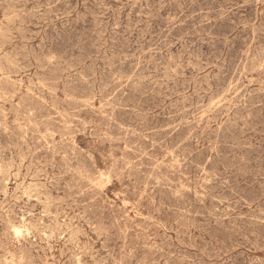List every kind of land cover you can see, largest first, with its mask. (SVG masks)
Returning <instances> with one entry per match:
<instances>
[{
  "label": "rangeland",
  "instance_id": "374dc122",
  "mask_svg": "<svg viewBox=\"0 0 264 264\" xmlns=\"http://www.w3.org/2000/svg\"><path fill=\"white\" fill-rule=\"evenodd\" d=\"M0 42V264H264V0H0Z\"/></svg>",
  "mask_w": 264,
  "mask_h": 264
},
{
  "label": "bare ground",
  "instance_id": "6f19581e",
  "mask_svg": "<svg viewBox=\"0 0 264 264\" xmlns=\"http://www.w3.org/2000/svg\"><path fill=\"white\" fill-rule=\"evenodd\" d=\"M5 1V0H4ZM7 2H11V1H6V3ZM16 3V2H15ZM12 5V4H11ZM7 6V5H6ZM11 7V6H10ZM14 7V6H13ZM8 9V8H7ZM10 9H12V8H10ZM3 11V10H2ZM12 11V10H11ZM19 11V10H18ZM20 12V11H19ZM5 13V12H4ZM7 13V12H6ZM5 13V14H6ZM18 13V12H17ZM12 15H15L14 13L12 14ZM2 17V16H1ZM11 17V16H10ZM21 17V16H20ZM2 20H3V18H1ZM5 19V21H6V17L4 18ZM8 19V18H7ZM10 20V19H9ZM8 21V20H7ZM15 21V20H14ZM11 22H13V21H10V23ZM22 22V21H21ZM8 23V22H7ZM22 25V24H21ZM7 26H9V25H7ZM22 27V26H21ZM7 28V27H6ZM18 30V29H17ZM56 30V29H55ZM20 31V30H19ZM6 31H4V33H5ZM8 32H9V29H8ZM23 32V31H22ZM7 33V32H6ZM5 33V34H6ZM19 34V33H18ZM3 35V34H2ZM4 36V35H3ZM9 36H10V34H9ZM21 36H22V34H21ZM23 36H24V34H23ZM13 37V36H12ZM15 38V37H14ZM9 39V38H8ZM3 40V39H2ZM18 41V40H17ZM15 42V41H14ZM0 43H2V42H0ZM51 43V42H50ZM12 45V44H11ZM18 45H19V43H18ZM2 47V46H1ZM13 49V48H12ZM254 50V49H253ZM18 51V50H17ZM20 51V50H19ZM177 51V50H176ZM11 52V51H10ZM182 52V51H181ZM251 52V51H250ZM261 53V52H260ZM260 53H259V55H260ZM4 54V53H3ZM2 54V55H3ZM10 54V53H9ZM12 54V53H11ZM22 54V53H21ZM258 54V53H257ZM14 55V54H13ZM242 55H244V54H242ZM250 55V54H249ZM9 56V55H8ZM24 56V55H23ZM183 56V55H182ZM251 56V55H250ZM4 57V56H3ZM13 57V56H12ZM181 57V56H180ZM201 57V56H200ZM259 57V56H258ZM22 58V57H21ZM182 58V57H181ZM195 58V57H194ZM245 58V57H244ZM250 58V57H249ZM20 59V58H19ZM24 59V58H23ZM28 59V58H27ZM26 59V60H27ZM54 59V58H53ZM178 59V58H177ZM245 59H247V58H245ZM252 59V58H251ZM51 60V59H50ZM180 60V59H179ZM197 60V59H196ZM244 60V59H243ZM257 60V59H256ZM259 60V59H258ZM6 61V60H5ZM12 61V60H11ZM56 61V60H55ZM247 61V60H246ZM14 62V61H13ZM58 62V61H57ZM197 62V61H196ZM199 62V61H198ZM212 62V61H211ZM248 62V61H247ZM254 62H256V61H254ZM15 63V62H14ZM30 63V62H29ZM48 63V62H47ZM51 63V62H50ZM54 63V62H53ZM142 63V62H141ZM214 63V62H213ZM2 64V63H1ZM4 64V63H3ZM9 64V63H8ZM17 64V63H16ZM22 64V63H21ZM145 64V63H144ZM191 64V63H190ZM195 64V63H194ZM197 64V63H196ZM45 65V64H44ZM50 65V64H49ZM215 65V64H214ZM259 65V64H258ZM28 66H29V64H28ZM27 66V67H28ZM147 66V65H146ZM246 66V65H245ZM260 66V65H259ZM6 67V66H5ZM11 67V66H10ZM14 67V66H13ZM18 67V66H17ZM42 67V66H41ZM159 67V66H158ZM171 67V66H170ZM15 68V67H14ZM24 68V67H23ZM173 68V67H172ZM176 68V67H175ZM193 68V67H192ZM249 68V67H248ZM9 69V68H8ZM12 69V68H11ZM19 69H21V68H19ZM26 69V68H25ZM39 69H41V68H39ZM43 69V68H42ZM194 69V68H193ZM251 69V68H250ZM261 69V68H260ZM149 71H150V67H149V69H148ZM170 70V69H169ZM237 70V69H236ZM6 71V70H5ZM22 71V70H21ZM113 70H111V72H112ZM120 71H122V70H120ZM147 71V70H146ZM200 71V70H199ZM259 71V70H258ZM25 72V71H24ZM41 72V71H40ZM105 72H106V70H105ZM151 72H153V71H151ZM162 72V71H161ZM160 72V73H161ZM179 72V71H178ZM195 72V71H194ZM155 73V72H154ZM168 73H169V71H168ZM241 73V72H240ZM255 73V72H254ZM253 73V74H254ZM190 74H192V73H190ZM252 74V73H251ZM13 75V74H12ZM24 75V74H23ZM28 75V74H27ZM111 75H112V73H111ZM153 75V74H152ZM157 75V74H156ZM158 75H160V74H158ZM162 75V74H161ZM170 75V74H169ZM182 75V74H181ZM236 75V74H235ZM22 76V75H21ZM46 76V75H45ZM116 76V75H115ZM147 76H149V75H147ZM241 76V75H240ZM1 77V76H0ZM164 77V76H163ZM171 77V76H170ZM219 77V76H218ZM50 78V77H49ZM107 78V77H106ZM150 78V77H149ZM220 78V77H219ZM257 78V77H256ZM259 78V77H258ZM43 79V78H42ZM173 79H176V78H174L173 77ZM197 79V78H196ZM238 79V78H237ZM236 79V80H237ZM45 80V79H44ZM56 80V79H55ZM83 80V79H82ZM125 80V79H124ZM129 80V79H128ZM198 80V79H197ZM255 80V79H254ZM2 81V80H1ZM5 81V80H4ZM9 81V80H8ZM41 81V80H40ZM48 81H49V79H48ZM180 81V80H179ZM182 81V80H181ZM10 82V81H9ZM55 82V81H54ZM65 82V81H64ZM116 82V81H115ZM125 82V81H124ZM124 82H122V83H124ZM128 82V81H127ZM158 82V81H157ZM167 82V81H166ZM197 82V81H196ZM238 82V81H237ZM42 83V82H41ZM44 83H46V82H44ZM138 83V82H137ZM147 83V82H146ZM168 83V82H167ZM10 84V83H9ZM16 84V83H15ZM51 84V83H50ZM70 85H72L71 83H69ZM87 84V83H86ZM114 84V83H113ZM136 84V83H135ZM165 84V83H164ZM163 84V85H164ZM179 84V83H178ZM212 84V83H211ZM245 84V83H244ZM252 84V83H251ZM29 85V84H28ZM32 84H30V86H31ZM47 85H48V83H47ZM56 85H57V81H56ZM167 85V84H166ZM172 85H173V83H172ZM205 85V84H204ZM254 85V84H253ZM27 86V85H26ZM39 86V85H38ZM45 86V85H44ZM95 86V85H94ZM116 86V85H115ZM120 86H122V85H120ZM168 86V85H167ZM177 86V85H176ZM230 86V85H229ZM240 86V85H239ZM35 87V86H34ZM33 87V88H34ZM54 87V86H53ZM166 87V86H165ZM40 88V87H39ZM43 88V87H42ZM104 88H106V87H104ZM136 88V87H135ZM231 88V87H230ZM229 88V89H230ZM5 89V88H4ZM15 89H16V87H15ZM21 89V88H20ZM27 89V88H26ZM38 89V88H37ZM50 89V88H49ZM64 89H65V87H64ZM84 89V88H83ZM94 89V88H93ZM124 89V88H123ZM161 89V88H160ZM173 89V88H172ZM182 89V88H181ZM19 90V89H18ZM25 90V89H24ZM30 89H28V91H29ZM43 90H44V88H43ZM56 90V89H55ZM92 90V89H91ZM106 90H108V89H106ZM122 90V89H121ZM126 90V89H125ZM136 90V89H135ZM169 90V89H168ZM199 90V89H198ZM238 90V89H237ZM249 90V89H248ZM259 90V89H258ZM263 90V89H262ZM16 91V90H15ZM14 91V92H15ZM22 91V90H21ZM53 91V90H52ZM57 91V90H56ZM164 91H165V89H164ZM208 91V90H207ZM30 92V91H29ZM28 92V93H29ZM55 92V91H54ZM65 92V91H64ZM90 92V91H89ZM98 92V91H97ZM195 92H197V91H195ZM210 92V91H209ZM208 92V93H209ZM1 93V92H0ZM21 93V92H20ZM70 93V92H69ZM82 93V92H81ZM108 93V92H107ZM125 93V92H124ZM166 93V92H165ZM175 93V92H174ZM205 93V92H204ZM242 93V92H241ZM32 94V93H31ZM47 94V93H46ZM253 94V93H252ZM67 95V94H66ZM84 95V94H83ZM226 95H228V94H226ZM250 95V94H249ZM3 96V95H2ZM20 96V95H19ZM24 96V95H23ZM22 96V97H23ZM31 96V95H30ZM64 96H65V93H64ZM71 96V95H70ZM257 96V95H256ZM36 97V96H35ZM92 97V96H91ZM101 97V96H100ZM207 97V96H206ZM233 97V96H232ZM231 97V98H232ZM238 97V96H237ZM71 98V97H70ZM74 98V97H73ZM88 98V97H87ZM220 98V97H219ZM249 98V97H248ZM252 98V97H251ZM17 99V98H16ZM77 99V98H76ZM84 99V98H83ZM200 99V98H199ZM30 100V99H29ZM28 100V101H29ZM44 100V99H43ZM67 100H68V98H67ZM81 100V99H80ZM226 100V99H225ZM258 100V99H257ZM32 101V100H31ZM37 101H38V99H37ZM84 101V100H83ZM101 101V100H100ZM197 101V100H196ZM218 101V100H217ZM227 101V100H226ZM19 102V101H18ZM85 102V101H84ZM184 102H186V101H184ZM225 102V101H224ZM239 102V101H238ZM49 103V102H48ZM90 103V102H89ZM93 103V102H92ZM113 103V102H112ZM189 103V102H188ZM200 103V102H199ZM223 103V102H222ZM233 103V102H232ZM259 103V102H258ZM13 104H14V102H13ZM61 104V103H60ZM84 104H86V102L84 103ZM110 104V103H109ZM194 104V103H193ZM244 104V103H243ZM242 104V105H243ZM22 105H23V102H22ZM34 105V104H33ZM42 105V104H41ZM92 105V104H91ZM95 105V104H94ZM100 105H102L101 103H100ZM114 105V104H113ZM192 105V104H191ZM205 105V104H204ZM211 105H212V103H211ZM223 105V104H222ZM229 105V104H228ZM44 106V105H43ZM42 106V107H43ZM64 106V105H63ZM87 106V105H86ZM179 106V105H178ZM187 106V105H186ZM202 106V105H201ZM216 106H217V104H216ZM238 106H240V104L238 105ZM21 107V106H20ZM48 107H49V105H48ZM91 107V106H90ZM98 107V106H97ZM100 107V106H99ZM105 107V106H104ZM183 107V106H182ZM207 107H208V105H207ZM241 107V106H240ZM245 107V106H244ZM29 108V107H28ZM33 108V107H32ZM46 108V107H45ZM106 108V107H105ZM104 108V109H105ZM185 108V107H184ZM196 108V107H195ZM242 108V107H241ZM1 109V108H0ZM52 109H53V107H52ZM107 109V108H106ZM105 109V110H106ZM190 109V108H189ZM201 109V108H200ZM221 109V108H220ZM228 109V108H227ZM246 109V108H245ZM3 110V109H2ZM8 110H10V109H8ZM78 110V109H77ZM87 110V109H86ZM94 110V109H93ZM97 110V109H96ZM112 110V109H111ZM116 110V109H115ZM205 110V109H204ZM243 110V109H242ZM18 111H20V110H18ZM24 111V110H23ZM46 111H48V110H46ZM75 111V110H74ZM197 111V110H196ZM203 111V110H202ZM206 111V110H205ZM210 110H208L207 112H209ZM245 111V110H244ZM59 112V111H58ZM104 112V111H103ZM110 112V111H109ZM219 112V111H218ZM46 113V112H45ZM141 113V112H140ZM197 113V112H196ZM212 113V112H211ZM245 113V112H244ZM28 114V113H27ZM68 114V113H67ZM104 114V113H103ZM114 114V113H113ZM173 114V113H172ZM205 114V113H204ZM0 115H2V114H0ZM13 115V114H12ZM20 115V114H19ZM41 115V114H40ZM69 115V114H68ZM72 115V114H71ZM109 115V114H108ZM195 115V114H194ZM212 115V114H211ZM216 115V114H215ZM30 116V115H29ZM103 116V115H102ZM137 116V115H136ZM187 116V115H186ZM201 116V115H200ZM222 116V115H221ZM21 117V116H20ZM26 117V116H25ZM33 117V116H32ZM50 117V116H49ZM58 117H59V115H58ZM68 117V116H67ZM84 117H86V116H84ZM101 117V116H100ZM138 117V116H137ZM143 117V116H142ZM219 117V116H218ZM234 117V116H233ZM243 117V116H242ZM36 118H38V117H36ZM60 118V117H59ZM69 118V117H68ZM26 119V118H25ZM24 119V120H25ZM88 119V118H87ZM198 119H199V117H198ZM246 119H248V118H246ZM4 120V119H3ZM63 120V119H62ZM86 120V119H85ZM91 120V119H90ZM141 120V119H140ZM146 120V119H145ZM210 120V119H209ZM227 120V119H226ZM242 120H243V118H242ZM7 121V120H6ZM15 121H16V119H15ZM14 121V122H15ZM191 121V120H190ZM189 121V122H190ZM200 121V120H199ZM203 121V120H202ZM25 122V121H24ZM39 122H41V121H39ZM61 122V121H60ZM73 122V121H72ZM71 122V123H72ZM102 122V121H101ZM146 122V121H145ZM181 122V121H180ZM201 122V121H200ZM199 122V123H200ZM213 122V121H212ZM217 122V121H216ZM228 122V121H227ZM4 123V122H3ZM6 123V122H5ZM35 123H37V122H35ZM58 123V122H57ZM63 123H65V122H63ZM144 123V122H143ZM235 123V122H234ZM7 124V123H6ZM97 124V123H96ZM139 124V123H138ZM201 124V123H200ZM1 125V124H0ZM3 125V124H2ZM63 125H65V124H63ZM85 125V124H84ZM132 125V124H131ZM187 125V124H186ZM190 125V124H189ZM226 125H227V123H226ZM230 125H231V123H230ZM235 125V124H234ZM237 125V124H236ZM6 126V125H5ZM130 126V125H129ZM188 126V125H187ZM222 126H224V125H222ZM250 126V125H249ZM85 127V126H84ZM83 127V128H84ZM90 127V126H89ZM227 127V126H226ZM240 127V126H239ZM242 127V126H241ZM4 128V127H3ZM63 128H65V127H63ZM125 128V127H124ZM128 128V127H127ZM198 128V127H197ZM219 128V127H218ZM9 129V128H8ZM228 129V128H227ZM7 130V129H6ZM51 130V129H50ZM109 130V129H108ZM195 130V129H194ZM200 130V129H199ZM243 130H244V128H243ZM9 131V130H8ZM44 131V130H43ZM65 131V130H64ZM78 131V130H77ZM133 131V130H132ZM214 131V130H213ZM62 132V131H61ZM105 132V131H104ZM109 132V131H108ZM123 132V131H122ZM147 132V131H146ZM196 132V131H195ZM198 132V131H197ZM219 132V131H218ZM244 132V131H243ZM253 132V131H252ZM251 132V133H252ZM37 133V132H36ZM71 133V132H70ZM140 133V132H139ZM148 133V132H147ZM213 133V132H212ZM245 133V132H244ZM254 133H257V132H254ZM46 134V133H45ZM81 134V133H80ZM92 134V133H91ZM105 134V133H104ZM131 134H132V132H131ZM164 134V133H163ZM191 134V133H190ZM214 134V133H213ZM40 135V134H39ZM47 135V134H46ZM52 135V134H51ZM58 135V134H57ZM107 135H109V134H107ZM133 135V134H132ZM192 135V134H191ZM44 136V135H43ZM62 136V135H61ZM60 136V137H61ZM68 136V135H67ZM106 136V135H105ZM69 137V136H68ZM137 137V136H136ZM47 138V137H46ZM107 138V137H106ZM114 138V137H113ZM149 138V137H148ZM147 138V139H148ZM207 138V137H206ZM49 140H50V138H48ZM53 139V138H52ZM64 139V138H63ZM100 139V138H99ZM117 139V138H116ZM126 139V138H125ZM153 139V138H152ZM44 140V139H43ZM109 140H110V137H109ZM108 140V141H109ZM136 140V139H135ZM169 140V139H168ZM64 141V140H63ZM78 141V140H77ZM125 141V140H124ZM70 142V141H69ZM74 142V141H73ZM112 142V141H111ZM138 142V141H137ZM221 142V141H220ZM27 143V142H26ZM63 143V142H62ZM167 143H168V141H167ZM207 143V142H206ZM28 144V143H27ZM74 144V143H73ZM123 144V143H122ZM153 144V143H152ZM33 145V144H32ZM40 145V144H39ZM62 145V144H61ZM125 145V144H124ZM134 145V144H133ZM26 146V145H25ZM44 146V145H43ZM57 146H60L59 144L57 145ZM210 146V145H209ZM42 147V146H41ZM72 147V146H71ZM132 147V146H131ZM201 147V146H200ZM52 148V147H51ZM125 148V147H124ZM164 148V147H163ZM166 148V147H165ZM31 149V148H30ZM35 150V149H34ZM81 150V149H80ZM128 150V149H127ZM138 150V149H137ZM140 150V149H139ZM55 151H56V148H55ZM144 151V153L146 152L145 150H143ZM63 152V151H62ZM124 152V151H123ZM135 152V151H134ZM141 153V152H140ZM170 153H171V151H170ZM211 154V153H210ZM216 154V153H215ZM90 155V154H89ZM108 155H110V154H108ZM145 155V154H144ZM210 156V155H209ZM111 157V156H110ZM162 157V156H161ZM63 158V157H62ZM129 158V157H128ZM148 158V157H147ZM167 158V157H166ZM61 159V158H60ZM64 159V158H63ZM62 159V160H63ZM111 159V158H110ZM121 159V158H120ZM149 159V158H148ZM125 160V159H124ZM3 161V160H2ZM73 161V160H72ZM131 161V160H130ZM155 161V160H154ZM63 162V161H62ZM71 162V161H70ZM126 162H128V161H126ZM153 162V161H152ZM174 163V162H173ZM116 164V163H115ZM127 164V163H126ZM180 164V163H179ZM13 165V164H12ZM81 165V164H80ZM15 166H16V164H15ZM69 166V165H68ZM121 166V165H120ZM130 166V165H129ZM173 166V165H172ZM81 167V166H80ZM84 167V166H83ZM140 167V166H139ZM76 168H77V166H76ZM136 168H138V167H136ZM14 169V168H13ZM75 169V168H74ZM78 169V168H77ZM175 169V168H174ZM1 170V169H0ZM96 170V169H95ZM115 170H116V168H115ZM122 170V169H121ZM121 170H120V172H121ZM129 171H130V169H128ZM17 171V170H16ZM82 171V170H81ZM89 171V170H88ZM136 171V170H135ZM6 172H7V170H6ZM80 172V171H79ZM117 172V171H116ZM160 172V171H159ZM129 173V172H128ZM3 174V173H2ZM95 174V173H94ZM133 174V173H132ZM8 175V174H7ZM73 175V174H72ZM113 175V174H112ZM137 175V174H136ZM140 175V174H139ZM163 175V174H162ZM165 175V174H164ZM163 175V176H164ZM175 175V174H174ZM4 176H5V174H4ZM128 176V175H127ZM151 176V175H150ZM133 177V176H132ZM132 177H130V178H132ZM167 177V176H166ZM78 178V177H77ZM102 179H103V177H101ZM108 178V177H107ZM116 178V177H115ZM118 178V177H117ZM126 178V177H125ZM155 178V177H154ZM154 178H152V179H154ZM3 179V178H2ZM90 179V178H89ZM93 179H95V178H93ZM106 179V178H105ZM121 179V178H120ZM158 180H159V178H157ZM8 180V179H7ZM107 180V179H106ZM114 180V179H113ZM131 180V179H130ZM137 180V179H136ZM149 180V179H148ZM176 180V179H175ZM188 180V179H187ZM4 181H5V179H4ZM82 181V180H81ZM86 181V180H85ZM91 181H94V180H91ZM118 181V180H117ZM126 181V180H125ZM124 181V182H125ZM128 181V180H127ZM9 182V181H8ZM79 182V181H78ZM83 182V181H82ZM88 182V181H87ZM164 182V181H163ZM186 182V181H185ZM204 182V181H203ZM2 183V182H1ZM173 183V182H172ZM21 184V183H20ZM92 184V183H91ZM122 184H124V183H122ZM180 184V183H179ZM93 185V184H92ZM135 185V184H134ZM1 186V185H0ZM5 186V185H4ZM87 187H88V185H86ZM102 186V185H101ZM181 186V185H180ZM134 187V186H133ZM176 188V187H175ZM202 188V187H201ZM99 189H101V187H99ZM15 190H17V188L15 189ZM182 190V189H181ZM197 190V189H196ZM133 191V190H132ZM140 191V190H139ZM144 191H146V190H144ZM1 192V191H0ZM91 192V191H90ZM124 192V191H123ZM200 192V191H199ZM205 192V191H204ZM212 192V191H211ZM93 193H95V192H93ZM130 193V192H129ZM1 194V193H0ZM145 195V194H144ZM200 195V194H199ZM122 196V195H121ZM124 196V195H123ZM126 196V195H125ZM124 196V197H125ZM131 196V195H130ZM143 196V195H142ZM145 196H147V195H145ZM197 196V195H196ZM220 196V195H219ZM11 197H12V195H11ZM30 197V196H29ZM98 197V196H97ZM106 197V196H105ZM116 197H117V195H116ZM115 197V198H116ZM203 197V196H202ZM118 198V197H117ZM129 198V197H128ZM141 198V197H140ZM173 198V197H172ZM8 199V198H7ZM13 199V198H12ZM11 199V200H12ZM94 199V198H93ZM148 199V198H147ZM218 199V198H217ZM133 200V199H132ZM135 200V199H134ZM104 201V200H103ZM146 201V200H145ZM175 201V200H174ZM219 201V200H218ZM222 201V200H221ZM125 202V201H124ZM133 202V201H132ZM154 202V201H153ZM199 202H200V199H199ZM225 202V201H224ZM6 203V202H5ZM17 203V202H16ZM136 203H138L137 201H136ZM204 203V202H203ZM206 203H207V201H206ZM219 203H220V201H219ZM186 204V203H185ZM209 204V203H208ZM3 205V204H2ZM40 205V204H39ZM124 205V204H123ZM136 205V204H135ZM141 205V204H140ZM146 205V204H145ZM226 205V204H225ZM22 207V206H21ZM126 207V206H125ZM167 207H169V206H167ZM149 209V208H148ZM6 210V209H5ZM19 210V209H18ZM141 210H143V209H141ZM161 210V209H160ZM188 210V209H187ZM20 211V210H19ZM126 211V210H125ZM153 211V210H152ZM2 212V211H1ZM7 212V211H6ZM115 212V211H114ZM166 212V211H165ZM208 212V211H207ZM20 213V212H19ZM119 213V212H118ZM127 213V212H126ZM130 213V212H129ZM22 214V213H21ZM120 214V213H119ZM148 214V213H147ZM150 214V213H149ZM168 214V213H167ZM124 215V214H123ZM8 216V215H7ZM20 216V215H19ZM115 216V215H114ZM161 216H162V213H161ZM170 216V215H169ZM12 217V216H11ZM24 217V216H23ZM129 217V216H128ZM150 217V216H149ZM186 217V216H185ZM2 218V217H1ZM123 218V217H122ZM162 218V217H161ZM170 218V217H169ZM19 219V218H18ZM22 220H24L23 218H22ZM144 220V219H143ZM192 220V219H191ZM28 221V220H27ZM31 221V220H30ZM33 221V220H32ZM147 221V220H146ZM145 221V222H146ZM161 221V220H160ZM171 221V220H170ZM24 222V221H23ZM135 222V221H134ZM144 222V223H145ZM172 222V221H171ZM190 222V221H189ZM1 223V222H0ZM37 223V222H36ZM138 223V222H137ZM147 223V222H146ZM149 223V222H148ZM13 224V223H12ZM72 224V223H71ZM177 224V223H176ZM179 224V223H178ZM5 225V224H4ZM41 225V224H40ZM69 225V224H68ZM137 225V224H136ZM139 225V224H138ZM24 226V225H23ZM45 226H47V225H45ZM141 226V225H140ZM146 226H147V224H146ZM42 227V226H41ZM40 227V228H41ZM125 226L123 225V228H124ZM128 227V226H127ZM126 227V228H127ZM135 227H137V226H135ZM30 228H32V227H30ZM69 228H70V226H69ZM125 228V229H126ZM169 228V227H168ZM173 228V227H172ZM15 229H17V232H19V230H18V228H16L15 227ZM41 229H43V228H41ZM130 229H131V227H130ZM152 229V228H151ZM175 229V228H174ZM183 229V228H182ZM10 230V229H9ZM25 230H27V228L25 229ZM121 230V229H120ZM123 230V229H122ZM127 230V229H126ZM145 230H146V228H145ZM20 231H22V230H20ZM30 231H31V229H30ZM36 231V230H35ZM137 231V230H136ZM148 231V230H147ZM167 231V230H166ZM27 232V231H26ZM33 232V231H32ZM133 232V231H132ZM143 232V231H142ZM47 233V232H46ZM135 233V232H134ZM8 234V233H7ZM6 234V235H7ZM30 234V233H29ZM118 234V233H117ZM139 234V233H138ZM5 235V234H4ZM15 235V234H14ZM141 235V234H140ZM29 236V235H28ZM161 236V235H160ZM5 237V236H4ZM14 237V236H13ZM18 237H20L19 235H18ZM27 237V236H26ZM49 237V236H48ZM149 237V236H148ZM22 238V237H21ZM31 238V237H30ZM29 238V239H30ZM54 238V237H53ZM67 238V237H66ZM5 239V238H4ZM27 239V238H26ZM47 240H48V238H47ZM51 240V239H50ZM71 241V240H70ZM76 241H77V239H76ZM17 242V241H16ZM22 242V241H21ZM30 242V241H29ZM34 242H37V241H34ZM50 242V241H49ZM67 242H69V241H67ZM40 243V242H39ZM83 243H84V241H83ZM154 243V242H153ZM42 244V243H41ZM45 244V243H44ZM54 244V243H53ZM132 244H133V242H132ZM157 244V243H156ZM155 244V245H156ZM160 245V244H159ZM158 245V246H159ZM5 246H7L6 244H5ZM56 246V245H55ZM77 246V245H76ZM134 246V245H133ZM83 247V246H82ZM3 248V247H2ZM31 248V247H30ZM49 248V247H48ZM51 248V247H50ZM84 248V247H83ZM133 248V247H132ZM154 248V247H153ZM5 249V248H4ZM24 249V248H23ZM22 249V250H23ZM80 249V248H79ZM148 249H150L149 247H148ZM155 249V248H154ZM52 250V249H51ZM78 250V249H77ZM123 250V249H122ZM54 251V250H53ZM4 252V251H3ZM23 252V251H22ZM38 252V251H37ZM47 252V251H46ZM53 253V252H52ZM55 253V252H54ZM53 253V254H54ZM89 253V252H88ZM133 253V252H132ZM151 253V252H150ZM4 254H5V252H4ZM7 254V253H6ZM11 254V253H10ZM39 254H40V252H39ZM44 254V253H43ZM51 254V253H50ZM24 255V254H23ZM41 255V254H40ZM55 255V254H54ZM154 255V254H153ZM18 256V255H17ZM21 256V255H20ZM33 256V255H32ZM68 256V255H67ZM66 256V257H67ZM8 257V256H7ZM11 257H12V255H11ZM30 257V256H29ZM38 257V256H37ZM43 257V256H42ZM49 257V256H48ZM60 257V256H59ZM69 257V256H68ZM17 258V257H16ZM20 258H23V257H20ZM32 258V257H31ZM155 258V257H154ZM158 258V257H157ZM29 259V258H28ZM161 259V258H160ZM3 260V259H2ZM13 260V259H12ZM26 260V259H25ZM56 260V259H55ZM18 261V260H17ZM22 261H24V260H22ZM33 261V260H32ZM35 261V260H34ZM44 261V260H43ZM50 261V260H49ZM48 261V262H49ZM158 261H160V260H158ZM4 262H5V260H4ZM14 261H12V263H13ZM19 262V261H18ZM38 262V261H37ZM134 262V261H133ZM21 262H19V264H20ZM2 264V263H1ZM10 264V263H9ZM30 264V263H29Z\"/></svg>",
  "mask_w": 264,
  "mask_h": 264
}]
</instances>
